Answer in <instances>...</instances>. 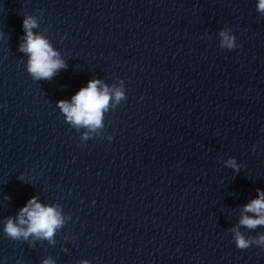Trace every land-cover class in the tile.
<instances>
[{
	"label": "water",
	"instance_id": "water-1",
	"mask_svg": "<svg viewBox=\"0 0 264 264\" xmlns=\"http://www.w3.org/2000/svg\"><path fill=\"white\" fill-rule=\"evenodd\" d=\"M258 2L0 0V264H264V246L239 249L232 232L264 233L239 225L264 191ZM29 15L67 64L51 79L20 51ZM93 79L111 93L94 132L58 107ZM34 196L63 225L7 236Z\"/></svg>",
	"mask_w": 264,
	"mask_h": 264
},
{
	"label": "clouds",
	"instance_id": "clouds-1",
	"mask_svg": "<svg viewBox=\"0 0 264 264\" xmlns=\"http://www.w3.org/2000/svg\"><path fill=\"white\" fill-rule=\"evenodd\" d=\"M257 10L264 13V0H259ZM34 27H38L36 18L26 16L23 20L26 39L20 44V51L29 54L27 70L34 80L51 79L59 69L67 67V64L45 36L33 33ZM221 36L224 37L222 43L229 49L236 47L235 37L229 38L228 34L223 31ZM100 83V80L93 79L89 81L87 87L81 88L72 97L71 103L67 100L58 102V107L65 114L66 121L77 129L83 126L94 132L103 127V114L109 105L111 93L107 85L101 90L98 87ZM115 99L117 102L126 99L123 87L115 90ZM89 135L90 132H85L82 138L87 140ZM226 164L239 170L240 166L234 157L226 161ZM243 213L239 225L250 230L256 229L257 226H264V191H259L258 197L244 206ZM247 213L254 215L250 216ZM18 220L19 223H16L12 217H9L4 227L6 235L13 239L23 237L27 240L30 235L34 234L36 237L52 240L56 229L64 223L55 206H44L37 201L35 196L21 208ZM22 225L26 227H21ZM232 232L239 249H247L252 244L264 246V233L258 236H246L239 226L234 227ZM43 264H53V261L45 259ZM82 264H89V261L84 260Z\"/></svg>",
	"mask_w": 264,
	"mask_h": 264
}]
</instances>
